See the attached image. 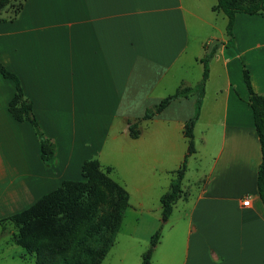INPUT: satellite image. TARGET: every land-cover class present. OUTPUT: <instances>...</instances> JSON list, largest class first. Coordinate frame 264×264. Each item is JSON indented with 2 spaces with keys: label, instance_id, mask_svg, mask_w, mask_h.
<instances>
[{
  "label": "crops",
  "instance_id": "0c3cea01",
  "mask_svg": "<svg viewBox=\"0 0 264 264\" xmlns=\"http://www.w3.org/2000/svg\"><path fill=\"white\" fill-rule=\"evenodd\" d=\"M215 3L22 0L17 13L3 10L0 63L19 79L55 155L43 163L32 126L9 115L14 84L0 75V216L22 211L13 209L25 198L32 201L28 208L56 189L72 154L99 158L112 129L129 137V123L143 124L133 139L142 140L143 171L177 170L187 151L183 129L193 116L194 96L142 117L170 89L200 81L206 46L218 40L193 128L195 152L186 163V172L201 171L204 180L187 218L180 264H264V209L256 191L261 151L242 79L244 66L254 92L264 96V17L236 15L229 47L227 19L212 10ZM190 64L193 78L200 76L195 83L184 71ZM180 139L183 149H173ZM162 150H168L165 158ZM245 198L248 206H242Z\"/></svg>",
  "mask_w": 264,
  "mask_h": 264
},
{
  "label": "trees",
  "instance_id": "16d2710c",
  "mask_svg": "<svg viewBox=\"0 0 264 264\" xmlns=\"http://www.w3.org/2000/svg\"><path fill=\"white\" fill-rule=\"evenodd\" d=\"M10 0H0V16ZM21 6V5H20ZM20 6L15 11L20 10ZM212 10L226 19V45L232 47L233 23L238 14L264 17V0H216ZM0 17V21H1ZM210 53L200 60L202 74L193 87L180 85L173 94L146 109L142 117L148 120L162 112L172 101L194 96L193 116L186 122L183 136L187 151L179 168L170 172L168 190L159 198L160 221L164 224L176 201L181 197V181L186 163L194 152L193 128L198 119L205 82L208 77ZM207 49V47H206ZM0 75L14 84V93L7 104L9 115L18 122L29 123L39 142L40 159L47 164L55 155V145L47 138L32 113L31 102L24 97L19 79L0 63ZM242 79L247 91V104L251 110L253 128L258 138L261 162L256 175V191L264 209V96L254 92L249 71L243 66ZM140 134L137 122L128 124V135L136 139ZM110 168H102L96 159L84 161L80 174L83 181L64 180L60 185L41 196L28 208L8 216L5 221L19 225L12 243L23 249L25 255L34 257V264H101L115 242L123 215L128 208V193L108 176ZM105 202L110 211L99 214V204ZM161 227L150 237L149 248L141 255L140 264H151V257L160 240Z\"/></svg>",
  "mask_w": 264,
  "mask_h": 264
},
{
  "label": "rangeland",
  "instance_id": "374dc122",
  "mask_svg": "<svg viewBox=\"0 0 264 264\" xmlns=\"http://www.w3.org/2000/svg\"><path fill=\"white\" fill-rule=\"evenodd\" d=\"M213 1L216 2V0ZM21 3L22 0H10V6L6 7L9 16L15 13ZM216 24L224 31L225 25H223L221 19H218ZM184 71L186 72V76L192 75V78L188 80L190 83L197 82L200 77L198 74L199 77L193 78L196 73V68L193 64L188 65ZM174 90L170 89L168 93H164L163 98L173 94ZM133 114L134 116H139L142 113L135 111ZM142 125V123L140 126L138 125L140 130L142 129ZM117 131L118 134L116 133ZM114 136L117 139L112 141L111 139ZM35 137L37 138L36 135ZM179 146L181 149L184 147V142L181 139L174 142L173 149L178 150ZM197 148L202 152L201 145L197 144ZM167 152L168 150H162L159 157L165 158L168 154ZM141 157V138L133 140L128 136L122 135L119 132V128H114L111 130V136L107 140L100 157L96 159L103 169L106 167L111 169L108 174L109 178L123 187L129 195V206L124 212L115 242L101 261V264H140L141 255L149 248L150 237L160 227V240L152 254L151 264H167L168 258L170 260L169 264H180L181 251L186 241L185 229L187 227V218L204 177L200 175L201 171H194L192 168L191 171H185L181 181V189H188V191H186V194L181 193V195L185 196L186 199H178L172 208L168 220L164 224H161L159 197L168 190L172 177L168 172L155 171L151 175L150 171H143ZM68 158L69 167L65 172L64 180L83 181L79 169V160L81 161L83 158L84 161H87L94 158L76 154H72ZM203 160L205 159H202V165L205 163ZM53 162L48 163L52 171H54L52 168ZM190 165L192 166L193 162H190ZM27 168L33 171V166L30 162L27 163ZM149 175H151V182L145 186L146 181L144 179ZM31 202V198H25L22 200L21 205H16L13 210L26 209ZM97 209L99 214H106L110 211L109 205L104 201L99 204ZM6 216L8 217L9 215ZM6 216H0V264H34L33 256L25 255L22 248L12 243V237L17 233L19 225L5 221ZM173 250H175L174 254H171Z\"/></svg>",
  "mask_w": 264,
  "mask_h": 264
},
{
  "label": "water",
  "instance_id": "95a60500",
  "mask_svg": "<svg viewBox=\"0 0 264 264\" xmlns=\"http://www.w3.org/2000/svg\"><path fill=\"white\" fill-rule=\"evenodd\" d=\"M218 42H219L218 40H213L210 44H208L207 53H210V51L213 48V46L218 44Z\"/></svg>",
  "mask_w": 264,
  "mask_h": 264
},
{
  "label": "built area",
  "instance_id": "2783aa9c",
  "mask_svg": "<svg viewBox=\"0 0 264 264\" xmlns=\"http://www.w3.org/2000/svg\"><path fill=\"white\" fill-rule=\"evenodd\" d=\"M249 205V199L248 198H245L243 201H242V206H248Z\"/></svg>",
  "mask_w": 264,
  "mask_h": 264
}]
</instances>
